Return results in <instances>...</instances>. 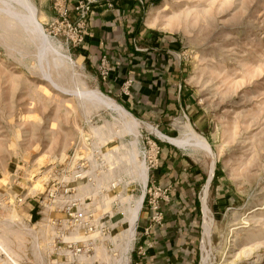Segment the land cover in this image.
Wrapping results in <instances>:
<instances>
[{
	"label": "rangeland",
	"instance_id": "obj_1",
	"mask_svg": "<svg viewBox=\"0 0 264 264\" xmlns=\"http://www.w3.org/2000/svg\"><path fill=\"white\" fill-rule=\"evenodd\" d=\"M29 1L43 43L19 20L28 8L0 0V199L25 198L2 202L0 242L16 260L45 264L52 252L56 230L44 224L40 201L50 175L70 178L78 143L95 178L80 184L94 194L86 201L94 221L104 224L90 235L93 250L84 264H145L152 243L142 238L156 225L165 228L162 202L171 197L172 186L151 178L166 144L189 155L201 177L199 217L191 228H175L171 262L264 264V0H147L142 25L154 40L145 45L133 36L120 55L106 54L111 91L102 90L98 68L78 58L61 33L64 1ZM99 91L120 105L135 97L150 113L131 123L92 97ZM187 127L211 153L188 138ZM147 183L168 189L162 216L143 230L137 222L131 234L127 216ZM144 212L151 217L147 201L138 218ZM196 252V260L189 257Z\"/></svg>",
	"mask_w": 264,
	"mask_h": 264
},
{
	"label": "crops",
	"instance_id": "obj_2",
	"mask_svg": "<svg viewBox=\"0 0 264 264\" xmlns=\"http://www.w3.org/2000/svg\"><path fill=\"white\" fill-rule=\"evenodd\" d=\"M77 1L67 0L71 6ZM109 1H112L113 4L108 3L107 0H99L93 5L87 20L85 44L76 48L78 58L84 59L88 65L95 68L98 67L100 59L105 54L120 55L119 51L128 48L133 36L140 37L145 45H151L150 43L154 40L147 26L142 25V12L140 11L144 8L147 0ZM117 62L119 61L117 60ZM168 86L169 84L164 89L165 97L170 92ZM101 88L103 91L112 90L105 81L101 82ZM146 89L148 94L144 96L150 98L153 94L148 88ZM116 90L113 89V91ZM127 98V100L121 101L133 116L139 117L150 113L147 108L140 109L139 105L135 104V97L127 95ZM180 102L182 104L181 100ZM158 157L160 165L152 169V181L163 186L170 185L172 189H170L171 197L169 196L168 200L162 202L165 228L162 229L161 226L156 225L149 236L142 238V240L152 243L145 264H173L171 262L174 255L172 251L175 249L171 246L172 233H175L177 227L191 228L195 225L199 217L196 187L201 177L198 176L197 169L193 168L189 155L174 151V147L170 145L163 144L158 151ZM137 222L142 230L145 229L144 227L151 223L149 213L140 214ZM197 256L196 252L195 255L191 253L189 257L197 259ZM164 258L170 260L165 262Z\"/></svg>",
	"mask_w": 264,
	"mask_h": 264
},
{
	"label": "built area",
	"instance_id": "obj_3",
	"mask_svg": "<svg viewBox=\"0 0 264 264\" xmlns=\"http://www.w3.org/2000/svg\"><path fill=\"white\" fill-rule=\"evenodd\" d=\"M64 4L60 12V30L66 39L70 42L71 47L78 48L85 44L87 34V20L92 12L93 5L99 0H78L74 5H69L67 0H63ZM71 13L76 16L71 17ZM73 14V15H74ZM110 67V60L105 54L98 63V72L101 79L105 81ZM75 153L71 157V169L68 172L70 178L66 181V176L62 178L48 177V186L43 199L40 201L41 211L44 224L51 225L55 228L54 242L52 243V252L48 255L45 264H84L90 257L93 250V241L90 235L104 224H98L94 220L93 208L89 207L91 202H86L92 194L79 195L77 187L81 181L89 182L94 179L92 163L89 158L80 156L78 151V143ZM162 187L158 184H146L145 196L143 200L147 201V206L151 211V221H159L162 216L161 200L166 196L168 189L162 191ZM24 197L20 196L13 199L15 203H23ZM13 203L8 197L0 199L2 202ZM6 202V203H7ZM63 212L64 217H59L56 213ZM44 226V225H43ZM148 233V228L146 229ZM141 247V246H140ZM3 253V254H1ZM6 253L0 248V262ZM6 260V257L3 259ZM1 264V263H0Z\"/></svg>",
	"mask_w": 264,
	"mask_h": 264
},
{
	"label": "bare ground",
	"instance_id": "obj_4",
	"mask_svg": "<svg viewBox=\"0 0 264 264\" xmlns=\"http://www.w3.org/2000/svg\"><path fill=\"white\" fill-rule=\"evenodd\" d=\"M19 2H21V4H23L25 7L28 8V11L26 13L24 12L25 14H23V13L21 14L20 19L18 17V19L23 22L21 24H27V25H29V28L31 30L33 29L35 32H38V33L42 34V43L45 42L46 41V38H45V36L42 33L43 32V27H42V24H41V22L39 21V19L37 17L36 8L32 5V3L29 0H19ZM18 13H20V12H18ZM14 14H15V12H14ZM43 50H44V48H43ZM61 56H62V54H61ZM91 94H93V92ZM92 97H94V99H96L98 102H100L102 104H105V105H108V106L116 109L117 111L120 112V114L122 116L129 118L131 120V123L132 122L136 123L135 119L133 118V115L126 108H124L122 105L118 104L112 98H110L107 95H105L103 92H100V91L99 92H96ZM189 128H188V130H189L190 133L188 135V138L191 141H193V143L195 145H198V146L202 147L203 149H206L207 151H209L211 153L212 152V148H211L210 144L207 142V140L205 138H203V136H201L200 134H198L196 131H194L192 128L191 129H189ZM143 175L145 176V180H146L148 178L147 170H146V172ZM94 179L90 180L86 184L87 185L88 184H94ZM83 187H84L83 184L82 185H79L77 187V192L79 193V195H81V196L83 195L84 197L87 194L90 195L91 191L84 190V189H82ZM92 195H94V194H92ZM143 199H144V196L142 195V197L139 198L136 207L135 208H131L129 210V213H128V216H127V220H128V222L130 224L129 225L130 228L128 230H129V232L131 234H134L135 233V227H136V223H137L138 216H139V213H140V209H141L142 204H143ZM26 230H28V228ZM1 244H2V246L0 248L6 253V256H5L6 257V260H3L5 258L4 257V258H1L2 261H5V262L7 261V263H9V264H18L19 262L16 260L15 256L10 251V249L4 243H1ZM1 254H3V253H1Z\"/></svg>",
	"mask_w": 264,
	"mask_h": 264
},
{
	"label": "trees",
	"instance_id": "obj_5",
	"mask_svg": "<svg viewBox=\"0 0 264 264\" xmlns=\"http://www.w3.org/2000/svg\"><path fill=\"white\" fill-rule=\"evenodd\" d=\"M122 105L125 107V108H127V106L124 104V103H122ZM128 109V108H127ZM129 110V109H128Z\"/></svg>",
	"mask_w": 264,
	"mask_h": 264
},
{
	"label": "water",
	"instance_id": "obj_6",
	"mask_svg": "<svg viewBox=\"0 0 264 264\" xmlns=\"http://www.w3.org/2000/svg\"><path fill=\"white\" fill-rule=\"evenodd\" d=\"M173 144V143H172Z\"/></svg>",
	"mask_w": 264,
	"mask_h": 264
}]
</instances>
